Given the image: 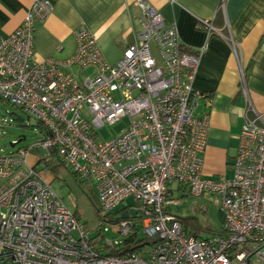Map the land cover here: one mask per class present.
I'll return each instance as SVG.
<instances>
[{"label": "built area", "instance_id": "1", "mask_svg": "<svg viewBox=\"0 0 264 264\" xmlns=\"http://www.w3.org/2000/svg\"><path fill=\"white\" fill-rule=\"evenodd\" d=\"M134 4L138 31L113 64L84 26L73 31L71 56L35 59L34 24L51 13L47 0H34L21 25L0 34V100L42 131L39 141L0 152V264H264V114L248 97L235 44L199 21L208 36L216 33L231 44L247 101L232 174L210 179L202 174L209 117L195 114L201 95L193 88L204 48L184 51L174 24L146 0ZM123 119L124 130L97 140L98 129ZM39 151L30 165L29 155ZM51 155L95 184L101 215L131 198L123 208L142 216L141 230L154 240L149 251L94 250L50 188L44 159ZM182 189L217 199L222 234L201 238L183 229L167 207L173 191ZM130 231V220L118 219L110 230L103 226L101 242L115 247Z\"/></svg>", "mask_w": 264, "mask_h": 264}, {"label": "crops", "instance_id": "2", "mask_svg": "<svg viewBox=\"0 0 264 264\" xmlns=\"http://www.w3.org/2000/svg\"><path fill=\"white\" fill-rule=\"evenodd\" d=\"M34 0H0V34L21 25ZM52 11L34 24L33 53L37 60L65 59L75 50L73 31L86 27L107 63H115L133 43L139 10L134 0H47ZM166 23L175 25L186 52L204 48L193 88L201 97L196 115L209 117L202 174L230 177L238 145L246 98L240 89L231 44L216 33L207 35L199 21L233 40L243 68L248 97L264 114V0H146ZM49 181V173L47 172ZM222 221L223 213L220 211Z\"/></svg>", "mask_w": 264, "mask_h": 264}, {"label": "rangeland", "instance_id": "3", "mask_svg": "<svg viewBox=\"0 0 264 264\" xmlns=\"http://www.w3.org/2000/svg\"><path fill=\"white\" fill-rule=\"evenodd\" d=\"M8 113H14L18 118L24 119L22 123L11 121L12 117ZM85 117L89 119V115ZM127 119H123L113 126H104L97 130V140L106 141L119 134L126 128ZM20 137L24 139L15 144L14 147H10L11 143L16 142ZM42 137L41 129L36 125V120L33 118H27L19 109L10 104L0 100V152H11L19 147L35 143ZM32 152L29 155L28 162L30 165H35L36 161L41 155ZM85 181V180H83ZM88 183L96 193L95 184L90 181ZM50 188L52 191L61 198L64 205L68 210H74V195L69 192V189L60 180H53L50 182ZM125 205H132V199H127L121 207ZM167 207L171 214L179 218H188L190 220L191 227H197L200 230L201 238L209 236L210 231L221 230L220 222L222 216L220 208L217 204V199L214 196H194L189 194L184 189L174 190L172 196L168 200ZM190 225L187 223L185 227ZM110 230V225H105ZM107 238H112L113 235L108 232L105 234ZM150 246H146L145 251H149Z\"/></svg>", "mask_w": 264, "mask_h": 264}, {"label": "trees", "instance_id": "4", "mask_svg": "<svg viewBox=\"0 0 264 264\" xmlns=\"http://www.w3.org/2000/svg\"><path fill=\"white\" fill-rule=\"evenodd\" d=\"M187 51V50H184ZM41 129V126L36 122ZM46 170L49 173V183L53 180H60L74 195V210L72 211L74 218L78 221L83 230L87 233L90 246L97 252H104L108 255H122L125 253L143 255L146 253V246H151L153 239L147 237L141 230L142 216L136 214L128 216L131 222V231L128 236L121 239L120 243L111 248H106L102 244V229L104 225H113L117 222L118 215L126 211L127 208H117L110 213L109 216L101 215L97 194L93 188L80 179L75 173L66 169L55 155L45 158ZM183 229L190 235L200 236V230L197 227H191L188 218L177 217ZM190 227L186 228L185 224ZM223 230L210 231V235L222 234Z\"/></svg>", "mask_w": 264, "mask_h": 264}, {"label": "water", "instance_id": "5", "mask_svg": "<svg viewBox=\"0 0 264 264\" xmlns=\"http://www.w3.org/2000/svg\"><path fill=\"white\" fill-rule=\"evenodd\" d=\"M8 115L12 117L11 121H13V122L22 123V122L24 121V119L16 117V116L14 115V113H8ZM23 139H24V137H20L16 142L11 143V144H10V147H14L15 144L21 142ZM136 214H137V210H136V209H129V210H127V211H124L122 214H120V215L116 218V220H118V219H125V218H127L128 216H134V215H136Z\"/></svg>", "mask_w": 264, "mask_h": 264}]
</instances>
